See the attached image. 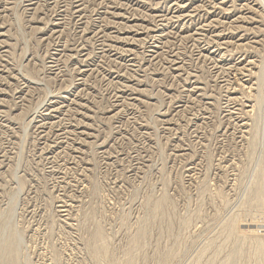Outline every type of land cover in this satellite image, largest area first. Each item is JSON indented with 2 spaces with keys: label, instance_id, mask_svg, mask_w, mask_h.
<instances>
[{
  "label": "rangeland",
  "instance_id": "obj_1",
  "mask_svg": "<svg viewBox=\"0 0 264 264\" xmlns=\"http://www.w3.org/2000/svg\"><path fill=\"white\" fill-rule=\"evenodd\" d=\"M263 1L0 0V264H264Z\"/></svg>",
  "mask_w": 264,
  "mask_h": 264
},
{
  "label": "bare ground",
  "instance_id": "obj_2",
  "mask_svg": "<svg viewBox=\"0 0 264 264\" xmlns=\"http://www.w3.org/2000/svg\"><path fill=\"white\" fill-rule=\"evenodd\" d=\"M204 1V0H203ZM211 1V0H210ZM263 1V0H262ZM264 2V1H263ZM213 4H215V3H213ZM192 9V8H191ZM249 9V8H248ZM208 10V9H207ZM211 10H212V8H211ZM200 13H202V12H200ZM187 14V13H186ZM178 16V15H177ZM200 16V15H199ZM123 17V16H122ZM203 21V20H202ZM205 23V22H204ZM223 25V24H222ZM143 27V26H142ZM225 29V28H224ZM222 30V29H221ZM217 32V31H216ZM60 35V34H59ZM53 36V35H52ZM209 36V35H208ZM211 38V37H210ZM217 44V43H216ZM229 44V43H228ZM238 60V59H237ZM260 69V68H259ZM236 73V72H235ZM256 74V73H255ZM259 87V86H258ZM134 90V89H133ZM263 91V90H262ZM260 94V93H259ZM257 145V144H256ZM263 148V147H262ZM256 150V149H255ZM260 157V156H259ZM264 161V160H263ZM260 163V162H259ZM261 173V172H260ZM257 177V176H256ZM264 177V176H263ZM251 178V177H250ZM251 180V179H250ZM259 188V187H258ZM264 188V187H263ZM262 189V188H261ZM246 201V200H245ZM262 201L263 202H261V203H263L264 204V200L262 199ZM163 202V201H162ZM160 203V202H159ZM159 205V204H158ZM234 214V213H233ZM235 215V214H234ZM239 217V216H238ZM230 218H232V217H230ZM255 218H256V216H255ZM255 222V221H254ZM259 222V221H258ZM256 223V222H255ZM236 224H237V221H236ZM238 224H239V222H238ZM264 224V223H263ZM258 225V224H257ZM256 225V226H257ZM236 226V225H235ZM233 227H234V224H233ZM237 228V227H236ZM242 228V227H241ZM259 228V227H258ZM261 228H262V226H261ZM260 228V229H261ZM232 230H233V228H232ZM234 230H235V227H234ZM238 230H239V228H238ZM235 232V231H234ZM98 242V241H97ZM102 244V243H101ZM106 244V243H105ZM104 244V245H105ZM100 245V244H99ZM263 245V244H262ZM261 245V246H262ZM106 247V246H105ZM259 248H261L262 249V247H259ZM106 249V248H105ZM264 249V248H263ZM258 250V249H257ZM260 250V249H259ZM258 250V251H259ZM262 251V250H261ZM243 254V253H242ZM100 255V254H99ZM101 256V255H100Z\"/></svg>",
  "mask_w": 264,
  "mask_h": 264
}]
</instances>
